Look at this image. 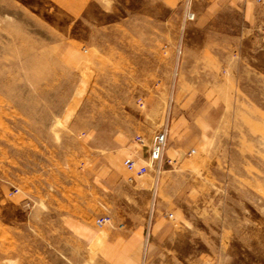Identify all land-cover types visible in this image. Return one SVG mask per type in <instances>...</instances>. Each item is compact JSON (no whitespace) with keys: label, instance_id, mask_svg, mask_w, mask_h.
<instances>
[{"label":"rangeland","instance_id":"374dc122","mask_svg":"<svg viewBox=\"0 0 264 264\" xmlns=\"http://www.w3.org/2000/svg\"><path fill=\"white\" fill-rule=\"evenodd\" d=\"M179 14V4L163 0H92L78 16L55 0H0V264H99L61 224L68 213L104 210L77 139L118 114L103 111L108 104L141 114L139 96L162 82L138 78L141 71L168 61L176 70L184 43L214 40L182 29ZM257 49L243 65L240 96L262 143L207 191L199 232H190L184 256L164 264H264V50ZM165 82L171 91L177 80Z\"/></svg>","mask_w":264,"mask_h":264},{"label":"crops","instance_id":"0c3cea01","mask_svg":"<svg viewBox=\"0 0 264 264\" xmlns=\"http://www.w3.org/2000/svg\"><path fill=\"white\" fill-rule=\"evenodd\" d=\"M163 1L169 7L179 4L182 29L207 31L214 40L184 43L176 70L168 61L166 68L157 63L145 75L141 71L138 78L162 82L139 96L140 115L122 103L108 104L103 111L118 114L89 124L79 135L81 169L92 191L104 195V210L68 213L61 224L99 264H164L162 258L184 256L190 232H199L204 217L199 204L207 191L235 169L233 161L254 159L255 144L262 143L246 114L251 107L242 102L240 80L243 65L254 61L247 58L249 51L264 50V0H189L188 8L185 0ZM55 2L78 16L92 0ZM187 9L192 20L184 17ZM223 42L230 49L224 59L218 52ZM170 79L177 82L167 91ZM163 128L162 160L149 163L153 136ZM126 159H133L136 169L148 165L147 171L127 170ZM104 216L109 222L96 226Z\"/></svg>","mask_w":264,"mask_h":264},{"label":"built area","instance_id":"2783aa9c","mask_svg":"<svg viewBox=\"0 0 264 264\" xmlns=\"http://www.w3.org/2000/svg\"><path fill=\"white\" fill-rule=\"evenodd\" d=\"M188 3L189 0H185L186 7ZM184 17L187 20H192L194 18V13L189 9H187L185 11ZM138 103L141 104V102ZM166 139H167V130L165 128L161 129L153 136L151 146L149 149V157H148L149 163H154V162L159 163L162 160L163 152L166 146ZM136 140L140 143H144V139L140 136H136ZM124 166L127 170L134 172L135 174H143L148 169V165L136 169V162L133 159H126L124 161ZM167 216L168 218H172L173 215L169 213ZM108 222H109V218L107 216L99 217L95 220L96 226H102Z\"/></svg>","mask_w":264,"mask_h":264}]
</instances>
